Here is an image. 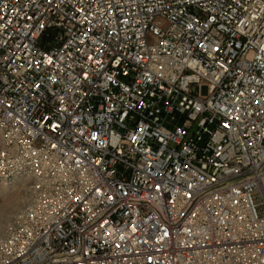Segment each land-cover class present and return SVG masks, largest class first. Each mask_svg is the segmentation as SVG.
<instances>
[{
  "label": "built area",
  "instance_id": "obj_1",
  "mask_svg": "<svg viewBox=\"0 0 264 264\" xmlns=\"http://www.w3.org/2000/svg\"><path fill=\"white\" fill-rule=\"evenodd\" d=\"M0 264H264V0H0Z\"/></svg>",
  "mask_w": 264,
  "mask_h": 264
},
{
  "label": "rangeland",
  "instance_id": "obj_2",
  "mask_svg": "<svg viewBox=\"0 0 264 264\" xmlns=\"http://www.w3.org/2000/svg\"><path fill=\"white\" fill-rule=\"evenodd\" d=\"M26 203L24 189L16 188L5 191L0 197V237L4 234L5 226Z\"/></svg>",
  "mask_w": 264,
  "mask_h": 264
}]
</instances>
